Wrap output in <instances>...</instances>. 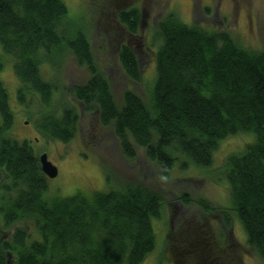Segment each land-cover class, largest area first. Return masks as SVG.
Wrapping results in <instances>:
<instances>
[{
    "label": "trees",
    "instance_id": "1",
    "mask_svg": "<svg viewBox=\"0 0 264 264\" xmlns=\"http://www.w3.org/2000/svg\"><path fill=\"white\" fill-rule=\"evenodd\" d=\"M116 16L134 36L138 9L128 7ZM81 24L63 0H0V70L2 56L10 58L15 103L33 120L35 132L61 143L76 134L79 114L74 105L59 104L56 83L57 68L70 54L89 72L85 83L69 88L74 100L107 128L124 160L135 161L136 148H143L163 179L179 157L186 160L182 167L206 168L220 141L251 134L219 170L231 204L217 211L225 229L231 227L230 215L237 218L264 263V48H246L227 31H208L168 14L156 24L155 76L147 102L131 89H123L117 101L108 78L95 69L89 33ZM117 59L125 75L139 81L128 42L119 43ZM15 114L0 79V264H140L155 247L152 221L169 204L162 194L127 180L90 196L46 197L40 154L14 137ZM174 203L214 211L186 193ZM192 236L196 241L197 234ZM171 238L167 233L164 244L173 251L174 264H181L188 254L185 238ZM218 239L206 264H231L223 230ZM198 245L192 247L206 262ZM231 245L236 250L235 240Z\"/></svg>",
    "mask_w": 264,
    "mask_h": 264
},
{
    "label": "rangeland",
    "instance_id": "2",
    "mask_svg": "<svg viewBox=\"0 0 264 264\" xmlns=\"http://www.w3.org/2000/svg\"><path fill=\"white\" fill-rule=\"evenodd\" d=\"M63 1L70 15L80 21L89 33L95 69L108 78L117 101L123 89H131L147 102L149 86L155 76L154 52L158 44L156 24L168 14L183 23H194L208 31H227L246 48H264V0ZM128 7H135L139 11L134 36L127 35L116 19L119 11ZM122 42H128L137 57L140 69L137 82L128 78L120 67L117 53ZM2 61L0 79L7 88L10 105L16 112L14 137L28 141L34 154L46 153L48 160L57 167L56 177L47 180L46 197H66L78 192L90 196L94 191H106L114 183L138 180L159 191L164 202L169 203L163 205L160 218L152 221L156 235L155 247L140 264H174L173 251L171 248L166 249L164 244L167 233H171L172 242L177 238H185V253L188 254L181 258L184 262L181 264H206V255L218 248L221 230L225 232L226 242L229 243L226 256H230L231 264H264L251 247L237 218L230 215L231 227L225 229L219 216L221 212L217 211L231 204L227 184L219 177V170L228 155L240 152L253 139L251 134L238 133L220 141L213 153L211 165L206 168L195 167L190 163L182 167L181 164L186 160L179 157L167 178L163 179L156 166L145 158L143 148H136L135 161L124 160L115 150L107 128L101 127L93 114L84 112L74 100L69 88L85 83L89 72L86 67L78 66L70 54L57 68L56 77L59 104L70 103L79 114L76 134L67 143L46 140L35 132L33 120L25 117L22 113L24 108L15 103L17 80L12 61L6 56H2ZM181 193H186L193 201H204L211 211L216 212L207 213L194 203L189 206L171 204ZM193 234H197L196 241L192 240ZM233 239L237 243L236 250L231 245ZM195 242L201 245L198 248H202L206 262L196 255L192 247Z\"/></svg>",
    "mask_w": 264,
    "mask_h": 264
},
{
    "label": "water",
    "instance_id": "3",
    "mask_svg": "<svg viewBox=\"0 0 264 264\" xmlns=\"http://www.w3.org/2000/svg\"><path fill=\"white\" fill-rule=\"evenodd\" d=\"M38 159L43 174L49 179L56 177L57 167L48 160L46 153H41Z\"/></svg>",
    "mask_w": 264,
    "mask_h": 264
}]
</instances>
